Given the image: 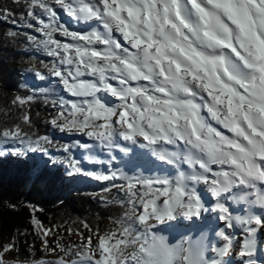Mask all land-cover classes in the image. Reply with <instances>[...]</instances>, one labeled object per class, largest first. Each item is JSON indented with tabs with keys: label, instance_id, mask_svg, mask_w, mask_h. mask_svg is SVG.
Wrapping results in <instances>:
<instances>
[{
	"label": "snow or ice",
	"instance_id": "6c2138e0",
	"mask_svg": "<svg viewBox=\"0 0 264 264\" xmlns=\"http://www.w3.org/2000/svg\"><path fill=\"white\" fill-rule=\"evenodd\" d=\"M29 8L43 39L27 40L53 58L43 68L67 94L52 102L56 111L46 123L94 142L61 147L83 148L90 163L109 166L107 175L88 174L109 182L103 192L115 189L118 198L100 199L122 212L103 230L81 222L87 235L65 229L79 242L57 239L55 246L50 237L60 226L45 227L33 215V231L54 259L9 260L18 251L12 237L0 244V264H226L237 228L245 234L240 254L257 264L256 236L264 232V0H31ZM58 10L83 27L61 23ZM34 99L12 100L19 122L0 129V144L48 152L47 136L25 131L33 127L27 109ZM94 146L106 161L92 154ZM118 154L127 171L113 167ZM67 163L83 171L79 161Z\"/></svg>",
	"mask_w": 264,
	"mask_h": 264
},
{
	"label": "trees",
	"instance_id": "16d2710c",
	"mask_svg": "<svg viewBox=\"0 0 264 264\" xmlns=\"http://www.w3.org/2000/svg\"><path fill=\"white\" fill-rule=\"evenodd\" d=\"M30 2L0 0V129L19 122L20 109L12 104V100L18 95H34L35 99L27 109L33 127L24 126L25 131L47 136L52 141L47 153L26 149L17 152L15 149L22 147L19 144H0V237L9 241L16 237L18 257L29 261L33 260L32 251H38L39 236L33 231V215L45 227L60 226L57 234L65 236L70 235L65 231L67 228L80 229L86 234L81 222L103 230L109 226L110 218L122 212L118 204L100 199L102 195L108 200L118 198L115 189L110 193L103 192L109 182L88 174L107 175L109 166L90 163L83 148L73 146L68 152L63 151L62 145H74L79 139L46 123L56 111L52 102L67 94L57 78L43 68V64L50 65L53 58L27 40L28 35L43 39L42 34L35 31L39 27L37 22L27 16ZM5 10L10 13L7 19ZM35 12L40 15L39 9ZM29 23L34 27L29 28ZM10 32L17 35L10 36ZM34 67L44 72L47 79L37 78ZM40 89L48 91L42 93ZM70 158L79 161L82 172L76 173L69 167L67 161Z\"/></svg>",
	"mask_w": 264,
	"mask_h": 264
},
{
	"label": "rangeland",
	"instance_id": "374dc122",
	"mask_svg": "<svg viewBox=\"0 0 264 264\" xmlns=\"http://www.w3.org/2000/svg\"><path fill=\"white\" fill-rule=\"evenodd\" d=\"M58 15H59V18L61 19V21L63 20L62 22H64V23H66L65 20H68L69 24H70V22H74L68 16H64L65 13H63V12H58ZM82 27H83L82 25L76 24L75 30H80ZM61 39H63V38H61ZM76 137H78V139L84 143L94 144V142L92 140H90L89 138H87L85 136L76 135ZM87 154L89 155L88 151H87ZM92 154H94L100 160H107L108 159L107 153L105 151H102L97 146H94V148L92 149ZM116 162H118V164H115L113 162V166L115 168L127 171V168H125V165L122 162L120 154L117 155ZM116 183H120V182H116ZM177 231H183V230L177 229ZM231 231L233 232L234 240H233V245L230 248L229 255L227 257H225L226 264H248L249 258L246 256H242L240 254V251H241L240 245H241L242 240L244 239L245 234L238 228L233 229ZM258 233L256 236V251H255V255L253 258L257 261V264H264V232H261V233L258 232ZM87 234L88 233H86L85 235H87ZM57 239H61L62 243L66 244V245L69 244L71 241L79 242L76 235H65V236H63L60 234H56L55 236L50 237V241L53 244V246H55V242ZM8 242H9V240H6V239H3L0 237V244H5ZM214 242H217L218 244L220 243L219 241H216L215 238H214ZM32 253H33V255H32L33 259H38L41 256H43V257H54L53 254L45 252V250L42 247L40 238L38 239V251L33 250ZM8 259L9 260L18 259L20 261L27 260V259H20L17 255V251H14V252L8 254Z\"/></svg>",
	"mask_w": 264,
	"mask_h": 264
},
{
	"label": "bare ground",
	"instance_id": "6f19581e",
	"mask_svg": "<svg viewBox=\"0 0 264 264\" xmlns=\"http://www.w3.org/2000/svg\"><path fill=\"white\" fill-rule=\"evenodd\" d=\"M206 215V217L209 215V214H205ZM205 223L206 224H211L212 225V227H215L216 226V223H218V222H213V221H211L210 219H206V221H205ZM178 229H180V230H183L184 231V229L183 228H178ZM261 233V232H260ZM259 234V233H258ZM211 235V234H210ZM214 239V238H213Z\"/></svg>",
	"mask_w": 264,
	"mask_h": 264
},
{
	"label": "water",
	"instance_id": "95a60500",
	"mask_svg": "<svg viewBox=\"0 0 264 264\" xmlns=\"http://www.w3.org/2000/svg\"><path fill=\"white\" fill-rule=\"evenodd\" d=\"M63 12V11H62ZM64 13V12H63ZM64 16H66V14L64 15Z\"/></svg>",
	"mask_w": 264,
	"mask_h": 264
}]
</instances>
